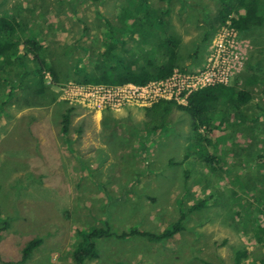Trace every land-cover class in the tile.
<instances>
[{
	"label": "rangeland",
	"instance_id": "374dc122",
	"mask_svg": "<svg viewBox=\"0 0 264 264\" xmlns=\"http://www.w3.org/2000/svg\"><path fill=\"white\" fill-rule=\"evenodd\" d=\"M131 1L0 0V15L19 20L21 39L39 41L57 76L54 82L44 70L46 91L38 98L30 99L33 87L15 88L26 73L0 92L7 97L3 105L0 101V264H18L32 239L42 243L23 264H76L72 253L82 232L108 227L120 235L135 227L159 233L176 223L182 230L162 242L94 239L95 255L82 264H236L237 252L246 253L239 264H264V24L243 34L231 30L229 21L218 26L217 0H149L168 12L166 31L182 45L175 70L196 73L210 60L226 72L224 85L251 96L239 109L230 106L212 135L219 145L209 148L220 156L216 173L197 158L183 161L187 150L196 149L192 119L174 108L163 123L146 116L145 108L97 116L79 108L84 117L78 115L75 126L97 124V138L96 131H85L84 147L76 153L71 140L63 143L77 135L72 130L62 134L63 142L57 140L58 147L45 142L42 148V136L49 139L42 132L47 112L42 107L53 97L69 108L59 89L78 83L75 69L92 70L110 37L135 47L118 20ZM131 21L124 25L131 28ZM210 23L215 29L209 30ZM54 53L60 59L52 61ZM17 89L23 92L19 98ZM59 121L54 114L47 122ZM220 121L214 119V125ZM143 122L163 126L147 134ZM92 138L95 144L88 146ZM194 206L200 208L190 210Z\"/></svg>",
	"mask_w": 264,
	"mask_h": 264
},
{
	"label": "trees",
	"instance_id": "16d2710c",
	"mask_svg": "<svg viewBox=\"0 0 264 264\" xmlns=\"http://www.w3.org/2000/svg\"><path fill=\"white\" fill-rule=\"evenodd\" d=\"M217 3L219 8L215 21L218 26L229 21V27L245 34L264 24V0H217ZM167 14L168 12H159L150 6L149 0H132L121 9L118 20L121 24L119 29L129 31V37L131 36V39L136 42L135 47L128 48L126 41L118 42L110 37L108 44L101 50L100 57L96 60L92 70L86 72L75 69L80 75L76 81L82 84L118 85L133 83L144 85L152 80L169 77L177 66L179 49L182 45L175 35L166 31L163 19ZM126 19H132L131 28L124 25ZM122 25L124 26L122 27ZM110 26L112 27V24ZM21 28V24L15 18H11L5 13L0 15V92L6 82L15 84L14 76L26 73V76H20V82L15 85V88L33 87L35 90L30 99H34L42 96L46 91L43 80L44 70L50 72L54 82L57 81V76L54 69L45 62L43 57L45 51L39 41L35 37L21 39ZM210 29H215L213 23H210ZM152 50H155L157 56H154ZM65 54L69 55L68 52H63L64 56ZM60 57L58 53H54L50 58L54 61ZM250 98L251 96L247 91H236L228 85L218 84L193 92L188 96L187 104L184 106L173 101H159L152 107L145 108V115L150 116V119L157 117L161 123L172 108L189 115L192 119L193 147L196 149L194 152L187 150L183 161L191 157L197 158L205 165L210 174H213L221 167L220 156H217L209 148L217 149L219 147L218 143H212V135L217 129L220 130L222 123L226 121V118L221 116L226 115V110L230 106L239 109ZM6 99L7 97L3 93L0 94L1 105L5 103ZM51 100L53 101V97ZM72 111V108H66L62 115L61 130L63 134H67ZM216 118H221L218 126H215L213 122ZM111 119L110 123L115 118L112 117ZM143 125L146 127V131L144 129L143 131L147 134L159 132L163 126L159 124L157 126L154 123L147 125L144 122ZM168 165L175 166L176 163L169 161ZM201 206L202 204H200ZM197 207L194 206L190 210L197 209ZM181 230L180 223H176L159 233L143 232L133 227L120 235H116L111 233L108 227L105 229L94 228L80 234L82 239L78 242L72 257L76 264H82L87 257H94V246L91 241L98 238L115 236L118 239H128L141 237L152 242H162L172 238ZM41 243V239H32L27 242L22 249L21 260L17 263L27 262L33 251ZM261 243L264 244L262 240ZM245 254V252H237L236 264L240 263L237 261L243 259Z\"/></svg>",
	"mask_w": 264,
	"mask_h": 264
},
{
	"label": "built area",
	"instance_id": "2783aa9c",
	"mask_svg": "<svg viewBox=\"0 0 264 264\" xmlns=\"http://www.w3.org/2000/svg\"><path fill=\"white\" fill-rule=\"evenodd\" d=\"M224 74L226 72L210 65L209 60L199 72L180 73L174 69L169 77L152 80L144 85L68 83L59 89V97L67 106L86 110L93 115L106 111L119 113L127 107L150 108L159 101H173L184 106L193 92L225 83L222 79Z\"/></svg>",
	"mask_w": 264,
	"mask_h": 264
},
{
	"label": "crops",
	"instance_id": "0c3cea01",
	"mask_svg": "<svg viewBox=\"0 0 264 264\" xmlns=\"http://www.w3.org/2000/svg\"><path fill=\"white\" fill-rule=\"evenodd\" d=\"M7 15L11 17V15H9V14H7ZM11 18H14V17H11ZM15 19L19 22V20L17 18H15ZM23 30L25 32L29 31L28 26L25 29H23ZM41 47H42V45H41ZM14 93H15L14 95L16 96V98L21 97V95L23 94V92H21L19 89L14 91ZM47 94L51 96V93L49 91H47ZM48 105H49V107H46V106L42 107L44 109H47L45 117L42 120V121H44L43 124H42V132L46 131L48 133L49 139H47V138L42 136V148L44 146H46L48 144V142L53 147L54 146L58 147L57 140L59 139V140H61V142H63L65 140V139H61V138H63V135H62L63 132L61 130V128H62L61 127V120H62V115L64 114V112H65L67 107H65V105H63L60 102H54L52 100L49 101ZM133 108H137V107H128L129 110L133 109ZM72 109H73V111H72L71 116H70V124L68 125L67 134H68V132L74 130L77 133L78 136L77 135L75 136V134H73V136L77 138V139H75V142H73V140H74V137H73L72 139H67L63 143H66L67 141L69 142V140H71L72 143H70L69 145H74L75 144L73 149L77 153L78 148L82 149L84 147L85 139L84 140H80V138L83 136L84 132L85 131H94V132L96 131V138H97V135H98V133L100 132L101 129L99 128V126L97 124L88 125V124H84V123L82 124L81 123L78 126H75V125H77L75 120L78 119V115L81 116V115H83V113L80 111L81 109L78 110L79 108H77V109L72 108ZM54 114H57L58 117H60L59 123L47 122V121H50V118L52 119V116ZM83 117H84V115L81 116L80 118H83ZM51 123H53V125ZM81 139H83V138H81ZM77 141H79V143H77ZM45 142H47V144L43 146V143H45ZM86 142H87L88 146H90V145L93 146L95 144L93 138L90 139V140H86ZM69 155H71V154L69 153ZM168 162L169 161H167V163Z\"/></svg>",
	"mask_w": 264,
	"mask_h": 264
}]
</instances>
